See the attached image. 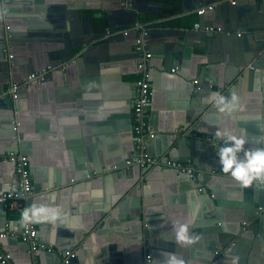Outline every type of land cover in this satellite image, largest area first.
Masks as SVG:
<instances>
[{
    "label": "crops",
    "instance_id": "0c3cea01",
    "mask_svg": "<svg viewBox=\"0 0 264 264\" xmlns=\"http://www.w3.org/2000/svg\"><path fill=\"white\" fill-rule=\"evenodd\" d=\"M136 1L145 4L146 12L135 23L161 32L155 45L145 39L146 48L152 52L155 87L148 110L154 135L145 141L146 152L160 159L191 161L196 167L190 156L179 159L191 151L187 138L196 133V152L210 156L208 159V155H202L198 160V171L209 177L200 185H209L206 189L214 195L213 202L199 193L185 175L156 168L147 175L151 182L141 183L136 181L140 177L138 167L125 164L128 157L136 154L131 83L138 72L132 39L108 29L107 12L110 15L116 0H5L8 26L25 39L16 41L14 50L12 46L4 48V59H0V87L7 96H0V155L14 151L10 148L9 122H18L16 131L21 141L17 151L28 156L33 183L31 200L26 204L29 207L42 203L57 210L54 219L35 221L40 240L54 247L56 253L39 251L32 257L27 243L7 236L0 240V253L14 264H63L59 251L65 250L73 252L70 264H163L169 252L200 261L207 251L218 256L219 264H232V259L221 258L225 249L216 248L219 254H215L211 247L205 248L209 241L216 243L217 235L223 232L221 236L226 238L238 228V206L253 186L243 188L221 167L212 169L208 161L217 165L219 159L218 147L210 144L220 146L223 141L217 138L213 143V137L206 132L216 135L217 129L224 130L246 140L257 139L264 147V0H236L234 22L223 16V23L225 27H242L212 44L196 37L194 31L199 30L194 23L219 25L218 14H197V9L217 0H186L185 11L181 9L182 0ZM67 11L91 15L92 34L87 36L94 40L76 48L73 56L92 47L94 53L64 74L63 66L74 60L64 59L62 65H56L57 70L49 72L46 66L56 64L52 59L57 55L56 44H63L68 34L61 20ZM97 14L103 17L102 24L95 19ZM135 23L125 30H135ZM137 29L136 36L143 30ZM201 34L204 37L207 33ZM106 37H111L108 47L104 45ZM188 38L190 41H186ZM171 46L176 48V55L168 61L160 51ZM110 52L120 54L109 64L98 60L99 55H112ZM27 64L38 74V85L31 86L35 78L24 76ZM249 64L257 70L251 76ZM12 82L20 85L15 99L10 95ZM197 85L201 92L194 95L192 90ZM212 93L229 98L235 94V106L221 113L208 100ZM199 139L206 141V147H201ZM179 142L170 156V145ZM14 183L12 163L1 158L0 192L12 189ZM21 213L0 206V231L5 226L19 231ZM177 221L191 222L190 243L176 242L173 224ZM246 224L242 222L241 227ZM218 227L222 228L220 233L213 230ZM146 230H151L154 241L147 250L140 234ZM210 234L216 236L209 239ZM84 238L87 241L83 248L80 239ZM262 251L254 254L251 264H264Z\"/></svg>",
    "mask_w": 264,
    "mask_h": 264
},
{
    "label": "water",
    "instance_id": "95a60500",
    "mask_svg": "<svg viewBox=\"0 0 264 264\" xmlns=\"http://www.w3.org/2000/svg\"><path fill=\"white\" fill-rule=\"evenodd\" d=\"M125 0H116V4H115V8L112 9V11L107 12V17H108V29L111 31H116L118 33L121 32V35H123V37L125 38H131L132 39V44L135 45L136 44V34L138 29L137 28H133L135 30L131 31L128 30V32L126 34L123 33V30H125V28H127V26L129 24L138 22L141 13L146 12L145 10V4H141L140 2L137 3L136 0H130V5L126 4L123 5L122 3ZM148 2H153L154 0H147ZM218 1V0H217ZM215 3V5L212 8H209L208 6L211 4H206L205 7L203 8V13H207V11H210L211 14L217 16L216 19L219 21V25L217 24H211L209 26L213 27V30L211 31H207L205 29H203V27L205 26L204 23L202 21H199V25L200 27L198 28L199 31H194V34L196 35V37H202L205 38V40L208 41V44H212L215 41H220L221 37H229L233 34L236 33L237 31V27L240 26L242 27V25H233L232 26H226L223 23V16L226 17V20L229 19V21H233V18L235 17V12H233V9H235V4H231L229 1H218ZM225 3L227 4V6H225ZM186 0H182L181 2V9L182 10H187L186 6ZM232 7V8H230ZM61 16V15H60ZM59 16V17H60ZM95 19L97 21H99L101 24L103 23V17L100 16L99 14L94 16ZM119 18V20H115V18ZM9 14H8V8L5 5V0H0V59H4V48L9 46H12L11 48H13V46H17L16 41H23L25 38L22 37V35H18L12 27L9 26L8 30L5 29L4 26L9 25L8 20H9ZM61 20L63 21V27L64 29H66V32L68 31V34L64 36V40H63V44H56V50H57V55L56 56H52V59L55 60L56 64L52 65L53 63H49L46 67L49 69V72H53L55 71L54 69H56V65H62L63 64V60H65V62H69L70 60H74L72 63H68V65L64 68L61 69L62 74H64L65 72H67L70 67H72L73 65H75L76 63H79L81 61L82 58H85V60H88V54L89 53H94L92 52L94 50V48H86L83 51H80L79 53H77L76 56H73V52L76 48H81L82 45L84 43H90L94 40V38H90V36H87V34L91 35L92 34V26H91V15H86V14H80L79 11H76V13L72 12V11H67L64 13L63 16H61ZM234 22V21H233ZM232 23V22H231ZM5 24V25H4ZM37 26V25H36ZM39 27V26H37ZM140 29L146 30L144 25H140L139 26ZM219 29V30H217ZM201 31L207 33L204 37L202 36L203 34H201ZM115 32V33H116ZM185 32V31H184ZM117 33V35H118ZM159 33L161 32H155L152 30H147V34L145 35L144 39H146V41L150 42L151 45L152 43L155 45L159 40L156 38H159ZM7 35H9V37H7ZM86 35V36H85ZM116 35V34H115ZM113 35L112 37L115 38L116 36ZM111 37H106V43H104L105 47H108L111 45V43L109 42ZM119 39H122L119 37ZM186 41H190V39H186ZM166 42L165 39H163V43ZM177 41L174 42V44ZM197 42V41H196ZM166 44V43H165ZM177 44V43H176ZM175 44V45H176ZM190 44H192V42H190ZM103 45V44H100ZM104 47V48H105ZM164 48V46H162ZM14 50V48H13ZM105 50V49H104ZM12 51V49L9 50V54H11L10 52ZM162 55L166 54V60L169 61V59L173 60L175 58L176 55V48L174 46L168 47L166 49V51L164 49L161 48ZM81 54V55H80ZM110 54L112 55H99L98 56V60H104V62L106 64L111 63V59L114 58V56H117L118 54H120L119 52H110ZM136 54V58L138 57V54ZM12 63V62H10ZM136 66V65H135ZM34 67H32V65H25V68L23 70V74L25 75H30L31 73H34ZM137 69V67H136ZM264 69V68H263ZM57 70V69H56ZM147 70L149 72L150 75V80L151 83L153 84V72L151 69V61L149 60L148 64H147ZM60 71V70H59ZM248 73L249 76H251V74H255L256 73V69H255V65L249 64L248 66ZM64 72V73H63ZM137 72H139V70L137 69ZM244 74V72H242V75ZM46 78V76H45ZM45 78L41 79V82L43 83L45 81ZM9 80V79H8ZM13 81V79H12ZM39 81L37 80V78L34 79V82L32 83L31 86L33 85H38ZM132 87H134L135 85V80L131 83ZM4 86V85H3ZM30 88V87H29ZM153 91H154V84L152 86ZM1 90V98H4L6 96V93H3V89L0 87ZM201 87H195L192 92L194 95H198L201 91ZM11 91V90H10ZM153 96V95H152ZM153 99V98H152ZM12 100V99H11ZM12 111V109H11ZM13 112L11 113V118L13 119L14 116L12 115ZM11 119V120H12ZM10 128H11V136L9 137V140L11 141V147L13 148L14 151H17L18 147H20V141H21V135L17 130V127L19 126V123L16 122L15 124H10ZM14 126H16V129H14ZM184 127H181V131L183 132ZM206 132V131H204ZM185 135V133H183ZM182 134V136L185 138V136ZM206 134L208 136H212L213 139H217L218 137L216 135H214L213 133H211L210 131H207ZM176 136V134L174 135ZM191 136V137H189ZM188 136V141L187 144L191 147V151L189 150L188 155H182L183 157H179V159L181 158H187V156H190V158H192L194 160V163L196 164V171H198V168L201 167V165L199 164L198 160H201V156H207L208 159H210L209 154H207L206 152H196L195 147H197L198 144H196V140H198V135L195 134H189ZM189 138H191V140H189ZM193 139V141H192ZM199 143H201V147H206L207 143L205 140L203 139H199ZM219 141H221L219 138L217 139ZM135 141V138H134ZM248 143L250 144H245V148H259L260 147V141H258L257 139H248L246 140ZM180 142L178 143V145L174 144L170 145V149L168 151L169 155L172 156L174 153L171 152H175L177 146H179ZM209 145V144H208ZM212 148L214 147H219V145H213L210 144ZM209 145V147H210ZM217 149V148H216ZM214 151V149L212 150ZM133 157V156H132ZM132 157H128V159L132 158ZM210 166H212L213 170H217L218 168H220V163H218L217 165L215 164V161L213 163H211V161H208ZM13 165V163H12ZM130 166V165H129ZM131 166H136L138 167V171H139V179H136V181H141V183H150L151 181L148 180V176L149 173H151V171H154L157 169H160L157 165H152V164H148L145 165L143 167L133 164ZM152 169V170H150ZM164 170H172V169H164ZM174 171V170H172ZM175 172V171H174ZM198 172H200V174L195 175L192 178H188L187 175H185L191 182V184L196 186V190L199 193H204L206 195V199L210 201V203L213 202V197L214 195L210 194L209 191L206 189L209 185L206 183V187L201 186L200 184L202 182H204L205 180H209V177L207 176V173H203L201 174V171L199 170ZM112 172H109V174ZM164 173V171H163ZM184 176V175H183ZM213 177V176H212ZM197 182V183H196ZM244 188V187H243ZM245 191V190H244ZM245 195H243V202H241L239 204L238 207H240L241 211L239 212L240 214L238 215V219H239V223L237 224L238 228H235L231 233H229V237L225 236H221L223 235V232L220 235H217V240L216 243H213L212 241H209L206 245L205 249H208V247L212 248L213 252L216 251V248H219L223 251V254L221 255V258H225L226 260H233L235 259L236 264L238 262V264H251V260L255 257L254 254H259L260 252H263L262 250H264V187L263 186H258V187H252L250 191H246L244 193ZM31 200V195L28 196V198L26 199L27 203L28 201ZM218 204V202H216ZM216 204V205H217ZM2 206V205H0ZM209 215V214H208ZM220 215V214H219ZM242 222H247L246 225H244L243 227H241V223ZM241 227V228H240ZM225 230H227L224 227ZM213 230H215L216 232L219 231V233L221 232L222 228L218 227V229L214 228ZM151 230H146L142 232H140L141 234V240L142 243L144 244V249H149L151 248V244L154 242L153 239H151V235H150ZM88 236V235H87ZM153 236V235H152ZM209 239H212L213 236H216L214 234H210L209 235ZM224 237V238H223ZM3 238H0V240ZM81 246H83L84 248V244L87 241V238H84L83 240H81ZM80 241H78V243L80 244ZM156 242V240H155ZM143 246V245H142ZM40 252H37V254H39ZM219 254V253H218ZM150 256V255H149ZM202 256H204L203 259H201L200 261H194L191 259H183L185 261V264H219L220 262L217 261L216 259L218 258V256L214 255V253L211 252H203ZM192 257V256H191ZM214 258V259H213ZM61 261V259H59V262ZM58 262V263H59ZM145 264H156V263H149V262H145Z\"/></svg>",
    "mask_w": 264,
    "mask_h": 264
},
{
    "label": "built area",
    "instance_id": "2783aa9c",
    "mask_svg": "<svg viewBox=\"0 0 264 264\" xmlns=\"http://www.w3.org/2000/svg\"><path fill=\"white\" fill-rule=\"evenodd\" d=\"M226 1V0H218ZM217 1V2H218ZM231 4H235L236 0H227ZM123 5L129 4L130 0H125ZM215 3L209 5V8H212ZM203 8L197 9V14L201 15L203 13ZM139 23L134 24V28L139 27ZM194 27L198 29L200 27L199 22L194 23ZM8 30L9 26H5ZM203 29L207 31L213 30V27L205 25ZM219 30V29H217ZM128 30H123V33L126 34ZM147 30L139 31L136 36V44L134 45V52L138 54L136 67L139 70L137 73V78L135 79V85L133 87V97H132V131L135 138V152L136 154L127 159L125 164L127 165H139L141 167L152 164L157 165L160 169H172L177 174L187 175L189 178L194 177L200 172L196 171L194 164L191 161H181L177 159H160L155 156H151L146 152L145 141L147 138H150L154 135L152 128L148 122V110L151 102L152 95V84L150 80V75L147 70V64L152 57V52L145 46V35ZM9 37V35H7ZM12 54H9V58H12ZM65 65L63 66V68ZM174 71V69H172ZM39 76L37 73H32L28 76V79H33ZM197 83V80L194 81ZM19 83L12 82L10 85V95L13 99L17 98L19 95ZM199 88L200 86L197 85ZM16 129V126H14ZM210 140V138H209ZM213 143H217L216 140H212ZM223 143V142H220ZM6 159L9 162L13 163L14 172H15V183L12 189L7 191L0 192V205L5 209L11 211H22L24 208L28 207L26 204V199L29 195L33 193V183L31 177V170L28 163V156L20 151H10L9 153L1 156L0 159ZM253 187L263 186L264 179L255 181L252 184ZM264 211V210H263ZM7 236L18 237L22 242L27 243L29 246L28 252L35 257L36 252L46 251L49 253H56L54 247L50 244L44 243L39 238V231L36 227L35 221L22 222L21 218V227L19 231L11 229L8 226H5L0 231V238H5ZM59 254L63 257V264H70V259L73 256L71 250L59 251ZM218 254V251L215 252ZM147 260L149 255L146 256ZM0 264H14L8 257L0 253ZM32 264H37L36 262Z\"/></svg>",
    "mask_w": 264,
    "mask_h": 264
},
{
    "label": "clouds",
    "instance_id": "9594fccd",
    "mask_svg": "<svg viewBox=\"0 0 264 264\" xmlns=\"http://www.w3.org/2000/svg\"><path fill=\"white\" fill-rule=\"evenodd\" d=\"M208 100L223 113L231 111L235 106L237 97L230 98L220 93H212ZM216 136L223 141L218 147L217 156L223 173L229 175L241 187H248L255 181L264 179V147L245 148V137L230 134L217 129ZM241 153L243 155L241 156ZM57 210L42 203H33L22 210V222L54 219ZM191 222H175L173 231L177 243H190ZM163 264H185V261L175 253H166ZM232 264H236L233 259Z\"/></svg>",
    "mask_w": 264,
    "mask_h": 264
},
{
    "label": "trees",
    "instance_id": "16d2710c",
    "mask_svg": "<svg viewBox=\"0 0 264 264\" xmlns=\"http://www.w3.org/2000/svg\"><path fill=\"white\" fill-rule=\"evenodd\" d=\"M175 10H172L171 12H174Z\"/></svg>",
    "mask_w": 264,
    "mask_h": 264
}]
</instances>
